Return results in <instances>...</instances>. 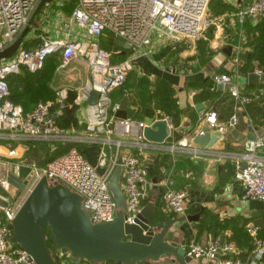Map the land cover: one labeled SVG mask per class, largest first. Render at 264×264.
I'll return each mask as SVG.
<instances>
[{
  "label": "built area",
  "instance_id": "1",
  "mask_svg": "<svg viewBox=\"0 0 264 264\" xmlns=\"http://www.w3.org/2000/svg\"><path fill=\"white\" fill-rule=\"evenodd\" d=\"M41 0H0V51L8 48L28 26ZM210 0H77L72 12L73 20L86 30L88 36L99 37L103 33L111 34L130 46V52L122 60L113 61L117 51L100 46L98 40L77 41L71 39L50 40L41 36L39 45L32 49H18L10 58L0 59V138L11 141L47 142L54 150L56 143L74 144L69 150L51 160L43 168H34L32 183L42 176L49 186L62 184L81 197V207L93 224L111 221L120 210L110 191L109 181L115 169L122 167L121 190L125 198L122 213L126 223H134L142 208L147 184L146 172L139 152L146 149L163 148L169 153L178 149L175 144L147 141L142 134L150 123L131 117H116L120 103L113 101L111 93L125 84L133 63L140 57L149 56L153 34L158 33L170 40L192 45L212 25H218V18L207 16ZM264 14V0H252L240 5L234 13L238 24ZM58 53L63 65L81 58L89 71V82L84 89L82 99L89 100V92L98 93L94 105L87 106V118L82 129H61L56 117L62 112L67 92L57 91L56 103L39 102L32 110H25L10 98L7 77L15 74L23 66L29 72L39 71L46 58ZM236 50L235 62H237ZM263 70H258L261 73ZM212 80L219 90L228 92L241 105H246L259 95L242 94L228 73L213 75ZM219 85L221 88H219ZM50 104L54 110L49 109ZM169 128V117L162 114ZM160 120V119H159ZM239 115L233 113L225 125L219 123L218 112L214 108L204 110L199 121L204 123L197 135L205 130H230L236 126ZM264 124V107L262 111ZM121 126L123 138L115 137L116 127ZM196 135V136H197ZM82 144L100 146L97 166L99 172L78 149ZM180 147L193 157L211 154V148L200 146L193 141L183 140ZM113 148L109 155L107 148ZM264 147V128L254 141L244 143V151L232 159L238 169L235 178L240 182L242 195L247 199H264V155L257 151ZM129 152H124V149ZM132 150V151H131ZM10 149L8 156L15 155ZM222 157L226 155L221 154ZM119 159L122 164H119ZM245 162V166L240 163ZM5 189L6 183L0 182ZM187 192L184 189L167 188L162 196L165 211L179 216L185 211ZM1 210V209H0ZM15 205L2 209L0 213V264H32L27 252L12 241V219L16 213ZM248 233L253 240V248L245 260L238 257L239 249L233 242L223 241L220 236L211 238L206 244L192 241L185 247L186 254L193 259L206 258L215 264H264V234L260 227L251 224ZM59 264H105L73 260L69 253L55 247L52 250Z\"/></svg>",
  "mask_w": 264,
  "mask_h": 264
},
{
  "label": "crops",
  "instance_id": "2",
  "mask_svg": "<svg viewBox=\"0 0 264 264\" xmlns=\"http://www.w3.org/2000/svg\"><path fill=\"white\" fill-rule=\"evenodd\" d=\"M219 1L222 5L230 6V9L226 8L225 11L211 13V16H220L217 17L220 21L219 24L210 26L196 42L189 46L155 33L152 37L150 55L135 60L132 68L137 77L148 79L150 88L153 87L156 79L161 78L167 80L174 90L172 102L176 118L173 120L171 116L167 115L171 120L172 127L165 144L173 143L178 146V149L173 153L167 152L162 147L139 152L147 180L142 207L150 204L154 215H163L167 219L198 213V221L183 220L176 222L171 228L172 233H174L176 229L183 227V231L177 233V241L184 247L192 241L206 244L215 236H220L223 241H228L227 239L236 234L237 224L245 222L248 231V227L255 220L254 214H258L264 220V199L244 198L240 182L235 178V174L229 172V164L234 162L231 158L232 155L238 156L244 151V143L248 141V128L252 126L256 135L264 128L262 121L264 86H247L248 72H243L245 55L251 50L249 44L251 31L260 16L248 19L243 24H238L234 13L240 5L252 0ZM76 2L77 0H51L46 3L34 16L33 21L28 24V31L16 51L36 47L41 42V36L50 40L87 41L91 39L98 40L100 43L101 37L108 35L107 33H103L97 38L88 36L86 30L73 20L72 12ZM112 50H116V48ZM236 50H238L237 62H235ZM43 66H45L46 73H49L47 80L49 89L55 93L65 90L67 94L72 92L76 95L74 100L77 105L75 116L79 123L76 129H82L87 118L86 109L90 105L89 100L82 99L84 89L89 82V71L86 63L81 58H76L63 65L59 55H49ZM252 66L255 67L256 71L264 69L258 66L257 61H252ZM20 69L14 75L21 73ZM218 73L230 74L233 83L240 88L242 94L262 97L261 102L256 107L254 118L249 115L247 104L241 105L228 92L222 90L216 96L210 94L211 90L208 89L207 83L213 75ZM123 90L127 93L126 89ZM115 94L116 90L111 93L113 101L120 103L121 101L115 99ZM128 95L127 93L126 96ZM200 104L203 107L197 109ZM68 106L70 108V104ZM210 107L217 110L219 123L225 125L233 113L239 115L238 123L234 128L223 131L222 136L210 147V155L193 157L186 148L180 147L179 144L183 140H194L204 125L203 122L199 121V118L202 112ZM128 109L134 111L129 100ZM162 114L164 113L160 110H155L153 115H143L136 120L150 123L152 119H161ZM114 126L116 127L115 137L123 138L120 133L121 126L118 124ZM204 130L211 131L210 129ZM38 143L31 141L8 142L0 138V163H6L7 170L25 178L34 168L44 167L37 166L35 161L30 158V154L35 149L34 144ZM40 143L49 144L47 142ZM231 144L234 146L232 150L237 151H229L225 148ZM86 147H96L99 155V145H79L78 149L88 161V157L83 153V149ZM12 148L15 149L16 153L14 156H8L7 152ZM52 150L51 147V152ZM48 151H50L49 148ZM123 151L129 152V149L125 148ZM107 152L112 155L113 148L108 147ZM257 152L264 155V147L258 149ZM221 154L226 156L222 157ZM38 161L39 159L36 162L39 163ZM96 167L99 170V167ZM121 175L122 167H120L119 172L120 188ZM167 188L184 189L187 192L185 211L182 215L174 216L165 211L162 196ZM27 193L28 191L24 192L15 207L19 206ZM7 197L6 189L0 183V199ZM198 222L202 224L201 227L198 226ZM218 222L222 225H215ZM199 228L200 232L198 231ZM230 242L235 244L234 241ZM248 253L249 251L239 252L238 257L245 260ZM105 264L115 263L105 262ZM146 264L175 263L165 258L157 262L149 261ZM189 264H215V261L198 258L193 259Z\"/></svg>",
  "mask_w": 264,
  "mask_h": 264
},
{
  "label": "water",
  "instance_id": "3",
  "mask_svg": "<svg viewBox=\"0 0 264 264\" xmlns=\"http://www.w3.org/2000/svg\"><path fill=\"white\" fill-rule=\"evenodd\" d=\"M50 1H40L29 23ZM27 31L28 26L13 44L0 51V59L13 55ZM115 45L123 50L130 49V46L120 39H116ZM247 84H264V70L259 73L254 66L250 67ZM97 99L98 93L91 90L89 104L94 105ZM63 103L62 111L65 112L69 106L66 100ZM202 107L200 104L197 109ZM49 109L53 111L54 105L50 104ZM132 113L133 111L128 109L127 98H124L120 102L116 117L125 119L131 117ZM248 130V141H254L256 139L254 128L250 126ZM169 133L170 128L165 119L156 120L142 130L143 137L154 143H163ZM222 134L220 130L204 131L195 136L193 141L200 146L212 147ZM119 164H122L121 159ZM240 165L245 166V162H241ZM119 172L120 166L111 176L109 187L120 210L113 220L97 224L91 223L88 214L82 209L80 195L59 183L49 186L46 177L42 176L17 207L12 219V241L27 252L32 264H56L48 238L62 252L69 253L74 261L79 259L89 263H100L110 260L115 264H146L149 261L157 262L167 258L175 264H189L193 258L186 254L185 247L177 241V233H181L183 227L176 229L174 233L171 228L176 222L183 220L198 221L199 214L163 221V215H154L151 205L147 204L141 208L134 223H126L122 213L125 198L119 185ZM33 176L34 170H31L25 178H21L15 172L7 170L6 163H0V182L6 183L8 194L7 198L0 199V213L2 209L18 202L32 183ZM254 217L253 224L263 227V218L258 214H254Z\"/></svg>",
  "mask_w": 264,
  "mask_h": 264
},
{
  "label": "trees",
  "instance_id": "4",
  "mask_svg": "<svg viewBox=\"0 0 264 264\" xmlns=\"http://www.w3.org/2000/svg\"><path fill=\"white\" fill-rule=\"evenodd\" d=\"M252 35L249 40L250 48L251 50L246 53L245 55V64L243 65V72L247 73L249 68L252 66V61H257L258 66L260 68H264V14L260 16V19L258 22L254 25L252 31ZM108 35L101 37L100 46L104 47L106 49H113L117 48L115 45L116 39L109 33ZM26 49V48H25ZM120 49V48H117ZM28 50V49H27ZM121 51L127 52V55L129 54L130 50H123ZM51 55H59L58 53L51 54ZM127 55L125 57H127ZM119 53H115L113 55V61H119L124 59ZM23 68V69H22ZM21 73L17 75H11L7 77V83L9 86V98L15 102L20 104L25 110H32L33 107H35L39 102H53L56 103L57 98V92H53L51 89H49L47 85V80L49 78V73H46L45 67L41 68L39 71L35 73L29 72L26 68L22 67ZM128 79V76H127ZM127 79L125 81V84L122 88H119L116 90L115 99L117 101H122L124 98L127 97V99L130 101L131 106L134 107V113H132L131 118L139 119L143 115H153L155 110H160V112L164 113L166 116H171L173 120H175V112L173 110V102H172V95H173V88L171 84L165 80L158 78L153 83V87H149V81L145 77H135V84L134 89L132 90L135 92H131V90H127V93L123 89H125V85L127 82ZM208 89H210V94L213 96H216L221 90L215 86L214 81L211 79L207 83ZM249 87H252L255 85H248ZM256 86H264V84H259ZM259 97V98H258ZM254 98L251 102L247 104V110L249 112V115L251 118H254L256 115V107L259 102H261V96H258ZM76 98V95L71 93H68L65 100L68 104H70V108H68L65 112H61L56 117V122L58 127L61 129H71V128H78L79 123L78 119L75 116V109L77 105L74 103V100ZM32 108V109H31ZM46 143V142H45ZM74 144L72 143H56V147L54 150H52V155L47 159L46 163L67 152L70 147H72ZM46 163L43 165L45 166ZM238 169L237 163L230 162L229 164V172L233 175L236 173ZM162 220H167V217H162ZM199 223V222H198ZM215 225L221 226V223H216ZM199 227L202 226V224H198ZM237 232L233 236H231L229 239H227L229 242L234 241L236 247L239 249V251L242 252H248L253 248V240L251 236H249V233L247 231V224L243 222L242 224H237ZM200 232V228L198 230ZM48 235V232L45 231ZM260 234H264V226L260 228ZM49 247L51 248L52 256L56 262V264H59L57 261V258L55 257L54 252L52 251L55 246L50 238H48ZM107 263H114L112 261H103Z\"/></svg>",
  "mask_w": 264,
  "mask_h": 264
},
{
  "label": "rangeland",
  "instance_id": "5",
  "mask_svg": "<svg viewBox=\"0 0 264 264\" xmlns=\"http://www.w3.org/2000/svg\"><path fill=\"white\" fill-rule=\"evenodd\" d=\"M226 8L230 9V6L227 7L225 5H222L219 0H210L209 4H208L207 16H209L211 18L220 17V16H213V15L211 16V13H213L214 11H217V12H220L222 10L225 11ZM221 22H222V20H221ZM115 51H117V53H119L122 56V58L127 55V52L118 50L117 48H116ZM43 67H45V66H43ZM136 76L137 75H136L135 71L131 70L129 72L128 79H127V82H126V85H125V89H127V90L130 89L131 92H135V91H132V90L134 89L135 77ZM134 90H136V89H134ZM34 146H35V149L33 150V153L30 154V158L33 159V161H35V164L37 166L43 167L44 163H46L47 159L50 157V155H52L51 146H50V144H42L40 142L38 144H34ZM48 148H49L50 151H48ZM225 148L227 150H229V151H237V150H232L234 148V146H232V144L230 146H228V147H225ZM40 152H41L42 155L40 154ZM83 153L88 157L89 161L91 162V164H93V166H97L98 151H97L96 147H86V148L83 149ZM38 159H39L38 162L42 163V164H39V163L36 162ZM102 171H103V169L99 168V172H102ZM249 236H250V234H249Z\"/></svg>",
  "mask_w": 264,
  "mask_h": 264
}]
</instances>
